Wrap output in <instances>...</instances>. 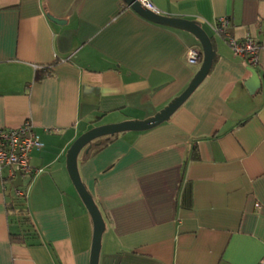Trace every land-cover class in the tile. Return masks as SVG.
<instances>
[{
	"label": "crops",
	"instance_id": "obj_1",
	"mask_svg": "<svg viewBox=\"0 0 264 264\" xmlns=\"http://www.w3.org/2000/svg\"><path fill=\"white\" fill-rule=\"evenodd\" d=\"M196 20L217 59L159 126L95 140L78 160L106 222L99 264H259L264 257V0H151ZM260 44V87L215 32ZM189 31L154 23L124 0H0V127L30 119L42 143L35 170L0 182V264H90L93 221L67 169L87 130L154 115L201 63ZM45 75L38 78L39 72ZM49 129H52L49 131ZM16 189L36 238L15 242ZM25 228V227H24ZM32 229V230H33Z\"/></svg>",
	"mask_w": 264,
	"mask_h": 264
},
{
	"label": "water",
	"instance_id": "obj_2",
	"mask_svg": "<svg viewBox=\"0 0 264 264\" xmlns=\"http://www.w3.org/2000/svg\"><path fill=\"white\" fill-rule=\"evenodd\" d=\"M124 1L128 6H130L141 16L154 23L183 29L193 33L201 43L203 60L199 70L191 79L187 88L180 95L174 97L166 106H164L154 115L144 119H130L117 123L95 126L81 134L68 149L67 169L69 175L93 221L94 233L90 264H99L102 247V237L106 229V222L93 195L89 192L84 182L82 181L78 165L80 153L84 149L92 145V143L97 139L103 137H113L125 132L147 131L159 126L164 122L169 121L173 114L204 82L212 69L213 63L217 59V52L213 47L212 39L199 21L189 20L182 17H173L164 15L162 13H156L142 6L138 0ZM250 70L252 71V77L247 81L246 85L249 88L250 92H255L261 85L260 78L255 68L250 67Z\"/></svg>",
	"mask_w": 264,
	"mask_h": 264
},
{
	"label": "built area",
	"instance_id": "obj_3",
	"mask_svg": "<svg viewBox=\"0 0 264 264\" xmlns=\"http://www.w3.org/2000/svg\"><path fill=\"white\" fill-rule=\"evenodd\" d=\"M138 1L147 9L160 13L151 0ZM229 25L230 20L223 16L215 23L214 30L225 37L226 43L235 55L242 57L250 67H257L260 44L249 36L245 39H238L229 35L227 33ZM186 58L189 63L202 62L203 51L198 48H189ZM42 146L30 119L24 121L19 127H0V182L4 184L18 176L30 177L36 172H41L42 169L38 171L34 169L31 163V153ZM16 195L27 198V192L22 189H16ZM259 264H264V257Z\"/></svg>",
	"mask_w": 264,
	"mask_h": 264
},
{
	"label": "trees",
	"instance_id": "obj_4",
	"mask_svg": "<svg viewBox=\"0 0 264 264\" xmlns=\"http://www.w3.org/2000/svg\"><path fill=\"white\" fill-rule=\"evenodd\" d=\"M43 75L45 74L43 71H41L39 72L37 77L41 78L43 77ZM107 138H111V137H107ZM8 210L12 211L13 214L17 215L18 217L17 219L21 228L19 232L11 233V238L15 242H19V243L20 242L25 243L27 241L26 239L30 237L36 238L37 234L33 229L34 228L33 223L29 217L28 208L25 204V197H20L18 195H15L12 201L8 204Z\"/></svg>",
	"mask_w": 264,
	"mask_h": 264
}]
</instances>
